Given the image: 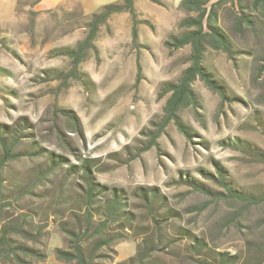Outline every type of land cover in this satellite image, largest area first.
<instances>
[{
  "label": "rangeland",
  "instance_id": "obj_1",
  "mask_svg": "<svg viewBox=\"0 0 264 264\" xmlns=\"http://www.w3.org/2000/svg\"><path fill=\"white\" fill-rule=\"evenodd\" d=\"M100 1L89 9L117 0ZM158 1H134L136 43L131 15L115 13L99 26L95 48H88L77 65L61 51L87 36L88 19L80 6L36 11L33 0H17L11 19L0 23V124L18 131L17 149L32 150L1 169L4 201L11 204L10 214L28 217L32 231L45 226L41 240L47 257L66 247L60 224L73 226L84 185L79 170L72 174L70 167L84 159L92 160L97 182L124 190L133 210L131 233L110 253L113 264L134 255L148 226L138 222L139 187H155L180 214L171 221L174 226L201 236L210 250L237 256L234 264H250L253 249L264 246V202L233 200L216 181L220 169L233 187L254 194L264 189V18L241 0L256 23L237 34L238 0L219 9L217 24L236 53L229 57L207 47L202 66L226 98L199 77L193 81L196 104L179 111L191 128L187 138L172 122L162 130L159 125L168 97L163 84L176 83L191 63L190 46L165 44L170 34L183 31L178 22L187 14L178 9L180 0ZM51 152L63 163L39 177L49 168ZM185 177L223 195L196 191L182 181ZM187 245L179 241L168 247L157 256L158 264H189L173 255L185 257Z\"/></svg>",
  "mask_w": 264,
  "mask_h": 264
},
{
  "label": "trees",
  "instance_id": "obj_2",
  "mask_svg": "<svg viewBox=\"0 0 264 264\" xmlns=\"http://www.w3.org/2000/svg\"><path fill=\"white\" fill-rule=\"evenodd\" d=\"M135 0H119L104 4L95 12L82 16L88 19V33L84 40L75 47L64 48L62 55L68 56L74 65H77L88 48H95L93 41L96 38L98 28L107 22L111 15L120 12H128L131 15L132 41L137 40V12L134 6ZM160 3L158 0H150ZM227 0H180L178 9L187 14L178 22V28L183 29L179 34H170L166 40V46L170 48H182L190 46V66L187 67L176 83L166 82L162 91L167 100L164 105V115L159 125L161 130L173 123L178 131L185 137L191 138V128L187 126L179 115V111L188 105H195L196 100L191 89L193 81L199 77L204 83L218 93L222 99L226 98L225 92L202 66L206 48L223 51L229 57L235 54L234 43L230 37L218 26V12ZM252 12L260 18H264V0H248ZM234 0H232V3ZM35 5V4H34ZM245 6L238 0V13L234 18L233 29L237 34L244 29H253L256 23L252 13L245 12ZM85 13V14H84ZM84 18V19H85ZM145 23V22H144ZM69 114V112H66ZM6 125L0 124V172L5 163L30 155L31 149H17L21 141L18 131L12 132ZM149 147V146H148ZM39 155L44 156L43 153ZM49 168L39 171V177L45 178L62 165L64 158L54 153L47 155ZM77 169V170H76ZM79 170L84 181L82 192L78 196L79 202L73 214V226L68 228L64 223L60 224V230L66 235V247L53 249L54 264H113L111 254L114 246L125 239L133 229L135 220L133 210L128 209L127 199L122 188L109 187L100 184L94 176L92 160L84 159L78 166L70 167L71 173ZM219 177L216 180L222 186L229 198L246 203L264 202V189L257 193H250L240 188L233 187L225 174L219 169ZM194 190L206 194L214 193L220 198L222 193L213 192L202 183L189 177L182 178ZM0 175V264H28L42 263L47 258L43 250L41 238L44 236V227L37 226L34 231L28 228V217L24 214L14 216L10 214L8 200L4 201L3 186ZM137 196L140 198L141 215L138 222L144 225L145 231L139 235L141 239L136 243L134 255L126 260L114 264H158L160 253H165L168 247L179 241H187L185 257L175 252L173 255L182 263L189 264H234L237 256L229 253L210 250L201 236L182 226H174L172 220L179 217V212L166 204L164 196L160 195L155 187H139ZM131 233V232H130ZM27 241L33 242L29 246ZM254 261L250 264L264 262V246L253 249ZM258 255H261L260 258Z\"/></svg>",
  "mask_w": 264,
  "mask_h": 264
},
{
  "label": "crops",
  "instance_id": "obj_3",
  "mask_svg": "<svg viewBox=\"0 0 264 264\" xmlns=\"http://www.w3.org/2000/svg\"><path fill=\"white\" fill-rule=\"evenodd\" d=\"M114 1V0H110ZM119 1V0H117ZM17 0H0V23L5 22L14 14L15 6ZM35 3L36 11H47L51 9H55L62 6H70L77 5L80 6L83 11L87 14L92 13L90 7L99 5L103 2L100 0H33ZM102 5H104L102 3ZM100 5V6H102ZM54 256L52 254H48L46 261L43 264H54Z\"/></svg>",
  "mask_w": 264,
  "mask_h": 264
}]
</instances>
